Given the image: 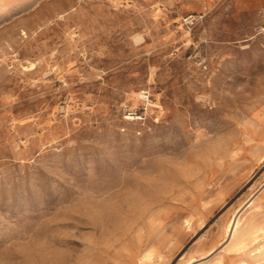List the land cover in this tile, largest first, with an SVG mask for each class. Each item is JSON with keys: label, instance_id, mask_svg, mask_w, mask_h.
Returning <instances> with one entry per match:
<instances>
[{"label": "rangeland", "instance_id": "1", "mask_svg": "<svg viewBox=\"0 0 264 264\" xmlns=\"http://www.w3.org/2000/svg\"><path fill=\"white\" fill-rule=\"evenodd\" d=\"M262 235L264 0H0V264H264Z\"/></svg>", "mask_w": 264, "mask_h": 264}, {"label": "bare ground", "instance_id": "2", "mask_svg": "<svg viewBox=\"0 0 264 264\" xmlns=\"http://www.w3.org/2000/svg\"><path fill=\"white\" fill-rule=\"evenodd\" d=\"M140 34V33H139ZM137 35V34H136ZM135 35V36H136ZM141 35V34H140ZM138 35L137 36V40H141L143 38V36H140ZM142 37V38H141ZM137 42V41H136ZM141 42V41H140ZM141 93V92H140ZM130 118H133V117H130ZM93 187V186H92ZM158 189V188H157ZM164 192V191H163ZM254 201L251 200L249 205L251 206V204L253 203ZM258 204V203H257ZM248 205V206H249ZM256 205V204H255ZM253 205V206H255ZM245 206V205H244ZM257 206V205H256ZM255 206V207H256ZM243 207V206H242ZM254 208V207H253ZM243 208H241V211H242ZM256 209V208H254ZM122 213V212H121ZM234 213V212H233ZM232 216V214H231ZM127 217V216H126ZM246 220V219H245ZM225 232H226V235L228 237H226L229 242H233L235 243V245H238L240 247H247V245L249 244V242L251 240H254V241H258V238L261 236V229L254 223V221H251V220H247L246 222H242V213L240 212V210H238L237 212H235L233 214L232 217H230L228 219V221H226V224L224 226V229H223ZM264 236V235H262ZM225 240V239H224ZM225 242V241H224ZM264 242V241H263ZM97 243V242H96ZM227 243V242H226ZM225 243V244H226ZM228 245V243H227ZM262 245V244H261ZM229 246L232 247V244ZM257 246V245H256ZM255 246V247H256ZM258 247V246H257ZM233 248V247H232ZM263 249V248H262ZM212 250V249H211ZM257 250V249H256ZM208 252V251H207ZM215 252V251H214ZM256 252V251H255ZM259 252V251H258ZM261 253V252H260ZM206 254V253H205ZM211 255V251L208 253ZM262 254V253H261ZM264 254V253H263ZM204 255V254H203ZM258 255V254H257ZM260 255V254H259ZM262 256V255H260ZM200 257V256H199ZM205 256L203 257H200V258H197L195 260H199L201 258H204ZM207 257V256H206ZM259 257V256H258ZM257 257V258H258ZM261 258V257H260ZM194 260V261H195ZM79 261V260H78ZM203 261V260H202ZM243 261V260H242ZM241 261V262H242ZM196 262V261H195ZM198 262V261H197ZM193 263V262H192ZM254 263V262H253ZM245 264V263H244Z\"/></svg>", "mask_w": 264, "mask_h": 264}]
</instances>
